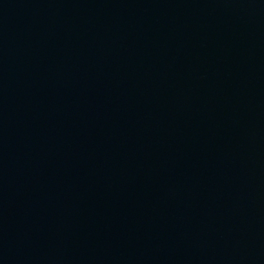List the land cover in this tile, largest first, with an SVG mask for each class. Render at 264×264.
Here are the masks:
<instances>
[{"label":"water","instance_id":"95a60500","mask_svg":"<svg viewBox=\"0 0 264 264\" xmlns=\"http://www.w3.org/2000/svg\"><path fill=\"white\" fill-rule=\"evenodd\" d=\"M0 264H264V0H0Z\"/></svg>","mask_w":264,"mask_h":264}]
</instances>
